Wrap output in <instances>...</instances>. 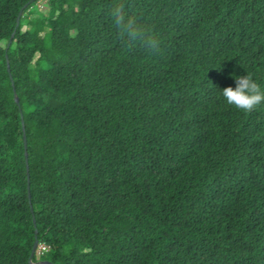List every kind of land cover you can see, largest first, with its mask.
<instances>
[{
  "label": "trees",
  "instance_id": "16d2710c",
  "mask_svg": "<svg viewBox=\"0 0 264 264\" xmlns=\"http://www.w3.org/2000/svg\"><path fill=\"white\" fill-rule=\"evenodd\" d=\"M38 1L0 0V264H264V103L218 89L264 87V0Z\"/></svg>",
  "mask_w": 264,
  "mask_h": 264
},
{
  "label": "clouds",
  "instance_id": "9594fccd",
  "mask_svg": "<svg viewBox=\"0 0 264 264\" xmlns=\"http://www.w3.org/2000/svg\"><path fill=\"white\" fill-rule=\"evenodd\" d=\"M110 17L117 33L129 42H142L149 50L158 47L157 35L148 26L138 23L133 16L125 13L121 5H112ZM219 68L220 65L217 69ZM229 76L234 80V85L218 88L219 96L227 105L243 112H249L264 103V87L249 72L245 70V74L238 75L233 71L229 73Z\"/></svg>",
  "mask_w": 264,
  "mask_h": 264
},
{
  "label": "water",
  "instance_id": "95a60500",
  "mask_svg": "<svg viewBox=\"0 0 264 264\" xmlns=\"http://www.w3.org/2000/svg\"><path fill=\"white\" fill-rule=\"evenodd\" d=\"M33 1V0H32ZM11 43V42H10ZM15 100L17 103H19V100H18V97L15 96ZM25 139V138H24ZM25 143H26V140H25ZM26 158H27V155H26ZM38 244H39V241L36 239L35 242H34V245H33V248H32V253H31V256H30V262L32 264H53L52 262L50 261H47V260H41V261H38V262H32V257L34 256V254L36 253V250H37V247H38Z\"/></svg>",
  "mask_w": 264,
  "mask_h": 264
},
{
  "label": "built area",
  "instance_id": "2783aa9c",
  "mask_svg": "<svg viewBox=\"0 0 264 264\" xmlns=\"http://www.w3.org/2000/svg\"><path fill=\"white\" fill-rule=\"evenodd\" d=\"M46 249V245H44V244H39V247H38V252L39 253H43L44 251L43 250H45Z\"/></svg>",
  "mask_w": 264,
  "mask_h": 264
},
{
  "label": "rangeland",
  "instance_id": "374dc122",
  "mask_svg": "<svg viewBox=\"0 0 264 264\" xmlns=\"http://www.w3.org/2000/svg\"><path fill=\"white\" fill-rule=\"evenodd\" d=\"M38 6H39L41 9H44V8H45L44 0H39V1H38Z\"/></svg>",
  "mask_w": 264,
  "mask_h": 264
}]
</instances>
